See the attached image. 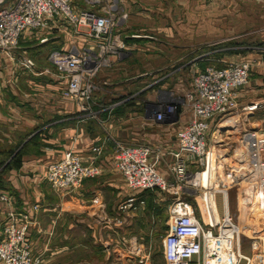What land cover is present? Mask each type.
Segmentation results:
<instances>
[{
    "label": "crops",
    "instance_id": "crops-1",
    "mask_svg": "<svg viewBox=\"0 0 264 264\" xmlns=\"http://www.w3.org/2000/svg\"><path fill=\"white\" fill-rule=\"evenodd\" d=\"M98 1L81 0V7L96 10ZM181 1H189L190 13L196 11L194 0L117 1L119 23L114 32L123 40L124 49L122 57L97 76L110 92L106 99L100 98L102 109L98 114L104 119L102 124L87 122L83 116L76 117L74 102L60 96L59 92L67 88V81L60 71L61 76H51L45 88L23 72L3 87L4 92L0 91V158H8L0 165V194L8 197L7 202L0 201V239L3 223L11 211L27 215L28 242L38 264L136 261V257L125 254L118 247L115 221L121 219L126 235H130L135 211L155 205L157 201L151 195L156 192L132 197L134 192L127 188L114 169L113 146L106 136L113 134L116 139L150 144L169 160L168 153L177 148L175 135L190 118L183 101L188 87L181 69L188 65L192 75L193 71H204L208 67L222 69L227 63L220 61L223 66L215 67L211 62L216 60L208 57L204 62H209V66L199 70L197 64L201 61L194 59L178 66L176 72L181 74H178L175 85L170 87L165 83V77H170L173 72L165 75L162 25L170 23L166 20L176 14L179 17L180 13L176 11L181 9ZM176 2L178 7L168 5ZM59 25L53 23L50 26L58 28ZM55 32L61 33L56 35L65 39L70 47L81 48L85 44L84 39L71 31ZM54 38L50 43L49 57L53 51L67 52L56 46L59 41ZM257 60L249 83L238 93L237 108L210 122V146H214L218 141L217 133L226 126L233 127L229 132L242 134L241 141L249 131L264 133V57L259 56ZM8 72L12 74L10 70ZM135 86L141 88L137 93L131 92ZM137 94L145 96L143 108L134 102L133 97ZM168 99L177 103L178 116L174 123H160L155 115L147 119L144 109L157 108L166 104ZM233 138L236 141L238 137L233 135ZM34 143L37 150L31 149ZM94 147L101 148L97 156L91 151ZM71 151L84 165H97L100 174L88 178L72 192H55L44 180L46 168ZM157 169L161 176H166L161 164ZM129 198L143 201V205L137 206L135 211L122 212L119 207ZM226 201L228 205V197ZM136 245L145 254L142 244L138 242ZM160 254L161 261L157 264L164 263L162 246Z\"/></svg>",
    "mask_w": 264,
    "mask_h": 264
},
{
    "label": "built area",
    "instance_id": "built-area-1",
    "mask_svg": "<svg viewBox=\"0 0 264 264\" xmlns=\"http://www.w3.org/2000/svg\"><path fill=\"white\" fill-rule=\"evenodd\" d=\"M97 7L76 10L72 0H0L1 52L16 48L24 33L39 31L53 23L70 27L76 37L85 40L81 48L53 51L49 57L51 67L60 71L67 81L63 98L73 101L76 111L84 117L91 113L94 80L100 71L122 57L124 49L123 40L114 32L119 23L116 6L99 0ZM46 41L40 39L41 43ZM23 64L29 69L34 66L29 59H23ZM251 67L249 62L240 61L225 64L222 69L208 67L194 72L183 97L190 118L176 133L177 148L168 153L169 160L150 144L106 136L113 146L114 169L131 192H162L171 196L167 231L162 241L163 264H253L252 258L244 256L240 249L245 225L242 227L231 218L226 201L228 187L241 184L242 178L229 169L219 188L211 174L217 155L208 143L210 122L237 108L238 93L249 83ZM176 116L175 105H159L155 112L160 123L172 124ZM242 142L246 169L251 174L250 179L243 180L254 192L251 203L239 199V211L247 204L249 210L258 208L256 214L260 218L264 213V133L249 131ZM91 151L97 156L101 148L94 147ZM159 164L166 171L165 177L158 172ZM99 174L97 165H84L71 151L47 166L44 180L51 190L69 193ZM218 194L224 200L221 217L215 204ZM0 201L7 202L8 197L0 194ZM139 205L143 201L129 198L119 208L122 212L135 211ZM121 221L117 219L115 224L118 226ZM28 225L27 215L16 211L8 214L2 226L0 264H38L28 242ZM248 229L247 226V232ZM254 234H248L249 248L259 252L257 264H264V238ZM129 253L136 257L135 264H149V256L139 247Z\"/></svg>",
    "mask_w": 264,
    "mask_h": 264
},
{
    "label": "rangeland",
    "instance_id": "rangeland-1",
    "mask_svg": "<svg viewBox=\"0 0 264 264\" xmlns=\"http://www.w3.org/2000/svg\"><path fill=\"white\" fill-rule=\"evenodd\" d=\"M105 1L115 5L116 10H118V0ZM72 2L76 10H82L81 0H72ZM104 3L102 2V4ZM188 3L189 1H181V9L176 11L180 13L179 17L176 14L175 17L166 20L170 23L165 26L162 25L165 75L173 72L170 77H165V83L170 87L175 85L178 74H181L178 71L176 72L178 66L189 64L194 59L201 61L197 64L199 70L207 68L209 62L206 63L204 61L208 57L216 60V62H211V65H215V67L223 66L220 61L227 62L224 64L239 63L240 61L249 62L252 65V72L258 61L257 58L259 56L264 57V0H212L206 3L202 0H194L196 11L192 10L193 12L191 13ZM168 5L172 8L179 6L177 2L175 5L171 3ZM61 30L71 31V28L65 25H59L58 28L47 26L33 33L27 32L21 36L16 48L6 52L0 51V91L4 92L6 89L3 87L23 72H27L32 80L34 79L35 82L41 83L44 88L51 81V76H59V71L51 68L49 64V53L52 48L50 43L53 41V34L56 37L54 40L59 41L56 44L58 48H65L68 51L77 47H70L69 44H66L65 39L56 35H61V33L55 32ZM41 38H47L49 41L41 43ZM23 59L31 60L34 64L33 69L27 68L23 64ZM186 66L180 72L184 75L188 87L195 71L191 75V69L188 65ZM9 70L12 74L8 72ZM94 85L95 91L90 105L91 113L83 117L84 120H88L87 122H101L100 124H102L104 119L98 114L102 109L100 107L102 101L100 98L105 97L106 99V95L110 94V92L106 89L107 86L102 85L97 78L94 80ZM137 87H132L131 92L137 93L141 89ZM63 92L64 90L59 92L61 97H63ZM133 99L134 102L139 103V108H143V102H146L145 96L137 94ZM166 104L176 106L177 103L173 99H168ZM155 112H157V108L154 107L144 109L147 119H152ZM76 117L80 118L82 116L76 111ZM232 129V126H226L225 129L217 133L218 141L213 146L217 155V169L215 170L214 180L221 188L220 180L225 179L229 169L240 174L242 179L239 182L242 183L238 182L239 184L228 187L229 214L240 226L243 227L245 225L241 230L240 249L244 256L252 258L253 264H257L259 252H253L249 248L250 237L248 234L256 232L254 235L264 238V213L260 218H257L258 208L254 205L255 208L249 210L250 206H247V204H244L245 206L239 211V199L240 201L244 199L251 203L254 191L243 180V178L250 179L251 174L246 169L247 158H245V148L240 139L242 134L228 131ZM111 135L114 137L113 134ZM233 135L238 137L236 141H234ZM36 146L37 144L34 143L31 149L37 150ZM7 160L8 158H0V165ZM144 195L142 192H135L132 197L138 198L144 197ZM167 195L162 192H156L151 195L157 201L155 205L151 204L147 210L135 211L136 216L132 217L130 235H126L124 231L123 221L117 226L116 238L118 239V247L125 254L131 255L129 253L130 250L137 246L136 243L140 242L143 252L150 257L149 261L151 264H157L161 261V246L167 231V206L171 198L170 195V198ZM150 197L147 198L150 200ZM222 200L223 196L221 194L216 195L215 204L220 217L223 214ZM247 226L249 227V232L246 230ZM118 264H135V262L121 260Z\"/></svg>",
    "mask_w": 264,
    "mask_h": 264
},
{
    "label": "bare ground",
    "instance_id": "bare-ground-1",
    "mask_svg": "<svg viewBox=\"0 0 264 264\" xmlns=\"http://www.w3.org/2000/svg\"><path fill=\"white\" fill-rule=\"evenodd\" d=\"M216 164L212 167L211 169V174H212V177L215 176V170H216ZM207 177V175H205V178ZM204 184V183H203Z\"/></svg>",
    "mask_w": 264,
    "mask_h": 264
}]
</instances>
